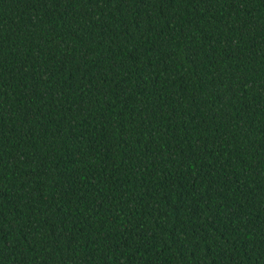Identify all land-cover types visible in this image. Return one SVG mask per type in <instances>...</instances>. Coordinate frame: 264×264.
I'll return each mask as SVG.
<instances>
[{
  "label": "trees",
  "instance_id": "1",
  "mask_svg": "<svg viewBox=\"0 0 264 264\" xmlns=\"http://www.w3.org/2000/svg\"><path fill=\"white\" fill-rule=\"evenodd\" d=\"M0 264H264V0H0Z\"/></svg>",
  "mask_w": 264,
  "mask_h": 264
}]
</instances>
